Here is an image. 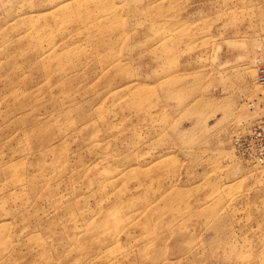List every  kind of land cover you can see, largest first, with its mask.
Masks as SVG:
<instances>
[{
    "label": "rangeland",
    "instance_id": "374dc122",
    "mask_svg": "<svg viewBox=\"0 0 264 264\" xmlns=\"http://www.w3.org/2000/svg\"><path fill=\"white\" fill-rule=\"evenodd\" d=\"M264 0H0V264H264Z\"/></svg>",
    "mask_w": 264,
    "mask_h": 264
},
{
    "label": "built area",
    "instance_id": "2783aa9c",
    "mask_svg": "<svg viewBox=\"0 0 264 264\" xmlns=\"http://www.w3.org/2000/svg\"><path fill=\"white\" fill-rule=\"evenodd\" d=\"M257 81L264 85V64L257 67L256 70ZM264 128V117L259 119L256 129L263 130Z\"/></svg>",
    "mask_w": 264,
    "mask_h": 264
}]
</instances>
